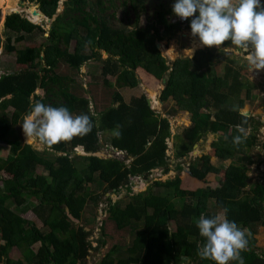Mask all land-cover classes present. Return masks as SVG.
<instances>
[{
  "label": "trees",
  "instance_id": "1",
  "mask_svg": "<svg viewBox=\"0 0 264 264\" xmlns=\"http://www.w3.org/2000/svg\"><path fill=\"white\" fill-rule=\"evenodd\" d=\"M35 1L46 18L56 16L42 44L18 48L17 44L28 42L34 32L43 34V28L20 14L7 16L5 22L3 51L14 54L15 63L25 68L0 77V143L10 147L8 156L0 157V173L9 177L5 181L0 176V264H87L88 252L93 249L88 240L90 230L85 225L89 217L83 219V213L88 214L86 209L91 203L96 218L101 199L121 190L126 191L129 201L123 206L122 200L112 203L106 197V216L99 226L96 244L99 249L108 244L107 234L113 225L134 238L125 250L123 245L112 246L97 264H215L198 255L204 238L196 220L202 213L208 217L219 213L236 222L248 240L247 249L240 253L245 264H264V254L258 252L254 237L257 227H264V174L262 181L249 178L250 168L260 164L251 154L257 139L254 134L246 135L244 143L233 144L239 134L236 126L243 118L239 111L232 110V100L238 97L237 106L242 109L255 96V86L240 73L243 66L230 59L220 75L215 53L219 48L215 47L170 63L157 44L166 38L170 41L172 34L182 30L191 34L192 18L185 24L173 23L178 17L173 8L163 4L158 5L153 16L145 17L141 26L146 0H121L122 6L128 3L134 21L132 25L120 22L113 26L104 4L119 0H65L60 14L56 11L61 0ZM101 50L108 56L99 61V73L91 72L99 74L96 82H91L97 88L101 79L104 92L91 94L74 73H67V68L77 75L80 67ZM137 69L158 81L169 76L160 96V101L168 106V117L148 104L147 94L137 92L125 99L124 89L136 90L139 84ZM209 70L212 75L205 74ZM109 77L115 80L117 90L107 80ZM37 89L42 90V96L35 94ZM101 98L111 100L99 109L95 103ZM36 101L53 107L66 106L73 115H90L92 131L54 145L52 150L45 146L41 152L34 150L23 142L20 126ZM181 113L190 114L192 124L172 137L169 117ZM261 125L260 119L247 117L243 126L257 132ZM117 131L120 135H116ZM105 132L110 133L109 139L101 138ZM210 133L217 138L208 155L196 156L194 161L183 164L193 151L199 150H194L195 145ZM172 138L175 171L181 174L187 168L189 173L182 179L177 175L173 180H154L152 188L165 189L166 195L155 194L151 187L133 194L131 178L149 180L156 169L163 174L172 170V159L167 154L168 140ZM102 143L105 148L130 154L134 159L126 164L117 158L94 156ZM77 147L83 149V154H76ZM210 153L222 162L239 155L237 162L226 166L217 188H203L209 177L222 172L221 166L211 162ZM187 179L195 182L190 190L183 186ZM27 200H31L29 205H25ZM26 207L40 220L42 228L17 212H26ZM65 207L79 224L67 217ZM171 222L176 224L174 229ZM14 248L19 250L21 259L11 258Z\"/></svg>",
  "mask_w": 264,
  "mask_h": 264
},
{
  "label": "rangeland",
  "instance_id": "2",
  "mask_svg": "<svg viewBox=\"0 0 264 264\" xmlns=\"http://www.w3.org/2000/svg\"><path fill=\"white\" fill-rule=\"evenodd\" d=\"M14 1V0H12ZM19 2V0H17ZM25 7L21 10H19V14L22 15L24 18H26L27 20H29L30 22H32L33 24H38L40 26H42L44 33H39V32H34V34L32 35V37H30V39L28 40V42L24 43H19L18 48H23V47H30V46H38L40 44H42L45 41V37L48 34V31L51 29L52 27V22L55 19L56 16H54L52 19H46L41 17V19L39 21H34L30 15L23 10H27L29 8L35 9L36 11H39V5L37 4V2L35 0H21ZM65 0H61L58 3V7H57V14L62 13L64 6H63V2ZM176 2V0H155V1H148L146 0L143 8H144V13L141 15L140 18V24L141 26H144L145 24V17L146 18H150L151 16H153V14H155V12L157 11L158 5L159 4H163L165 7L167 8H173L174 3ZM262 4H264V0H261ZM104 7L106 8V14L108 15V18L110 19L109 24L113 25V26H118L119 23H126L129 22L128 24L132 25L133 21H134V14L133 12L130 10L129 5L127 3L126 6H122V1H114L112 2H105ZM1 14H2V19H1ZM10 14V13H9ZM8 15V14H7ZM5 15L3 14V10L0 7V37H1V42H0V77L3 74H7L10 72H18L20 70H23L25 68V66H21V65H17L15 63V55H9L6 54L4 51L2 52V47L4 45L5 39H6V29L5 27H3L4 24V19ZM169 18V17H168ZM169 20L172 22V18H169ZM182 32L184 34H188L189 32L186 30H182ZM180 33H176V34H172L173 37L170 41H167V38L164 42L160 43L161 44V54L171 63L174 60L180 58V57H192L194 56V52L191 53L190 50H187L190 45V40L187 39L186 37L183 36V34ZM165 37H167L166 35H164ZM73 46L74 44L72 43L69 47V50L72 51L73 50ZM201 48V46L199 47ZM193 49V48H192ZM196 49V48H194ZM224 52V53H223ZM229 53H231V51H228ZM215 53L218 55L219 59L218 60H222L224 63H227L232 57L226 52V51H220L219 49L217 51H215ZM229 55V56H228ZM107 53H105L104 51H98L95 53V55L93 56V60L83 64L80 69L77 72V75L75 74V72L73 71H69V69L67 68V73L68 74H72L76 77V80L81 83L88 91L91 92V94H94L96 92L98 93H102L104 92L103 90V86L101 84V79L100 81L97 82V88H94L92 85L91 81H95V79L97 80V77L99 76V74H93L91 72H95V73H99L100 70V63L99 61L102 59H105L107 57ZM247 63V61L245 59H242V61L238 62V64H243L245 65ZM223 64V63H222ZM94 66H95V71L94 70ZM211 70L214 71V68L211 67ZM144 74V70L142 69H137L136 70V76L139 79V84L135 89H131V90H127L124 89V91L126 92L125 94V99L128 100L130 99L133 95H135L137 92H142L144 94H147L148 96H150L152 98V102H153V106L154 108H159L158 111L160 112L161 115H163L164 117H168V115L166 114V110L168 109V106L165 103H161L160 104V96L161 93L165 87V85L162 83V81H158L155 79H152L150 77H147ZM205 74H209L212 75L213 73L209 70L208 73ZM221 74V73H220ZM223 75V74H222ZM90 76V77H89ZM107 80L112 81V85L114 86V89H116V85H115V80L111 77H109ZM90 84V85H89ZM155 87L154 89H152L151 87ZM110 89H107V91H109ZM148 91V92H147ZM152 91H155L157 93L156 96H153V94H151ZM77 93H79V90L76 91ZM149 93V94H148ZM36 95L41 96L40 94H37L35 92ZM157 99V100H156ZM111 99H106V98H101L100 100L97 101V103H95V105H98L99 109H102L104 106L109 104V101ZM155 100L157 101V103H155ZM238 97H234L232 102L234 104V106L238 105ZM100 102L102 104H100ZM247 104V105H246ZM242 109H245L247 111V113L251 116L256 118L257 115H264V112L259 108H258V104L255 102V97L252 95V98L250 101H247ZM94 106V104H93ZM186 114V113H184ZM183 116V114H181ZM187 116V114H186ZM262 118V117H261ZM171 126H172V137L175 136L176 134H178L184 127H187L190 125L189 119L188 122L185 119L179 118L178 116L176 117H169ZM247 131V130H246ZM20 132H21V136H22V140L25 144L30 145L34 150H37L39 152H41L44 149V146L39 144L38 141L33 140L32 142L28 143L25 140V134L23 132L22 129V124L20 126ZM108 135H110V133H102L100 136L101 138L104 139H109ZM205 140V148L207 149V151L209 152L210 148L212 147V142L211 140H208V137ZM201 142V141H200ZM255 142H257V145L254 149H252L251 154L255 157L257 156V152L255 150H257V148L260 146V140H255ZM170 147L172 146V144H174L173 142V138L171 139V142L169 143ZM101 150L98 152V154H100L101 156H111V158L113 156H116L119 160L126 162V164H130L132 162V160L134 159V156L130 155V154H126V153H122L120 156L115 154V153H110V147H106V145H104L103 143L101 144ZM77 149L76 154L79 152H82V149L80 147L75 148ZM74 149V150H75ZM10 147L6 144H1L0 143V156L2 157H7L9 154ZM201 151H203L202 149H200ZM120 152V151H119ZM58 153V152H57ZM56 153V154H57ZM211 154V162L216 165V166H221V173L219 174V176H211L208 178V182L204 183V187H211V188H217L219 186V182L220 179L222 180V176L224 173V170L226 169V166H229L232 163L237 162L238 160V156L236 155L232 160L226 161V162H222L219 159H217L213 153ZM208 155V153H207ZM171 159L170 160V168L172 169L168 174H163L162 171H160L159 169L154 170L152 172V175L149 176V180L147 181L145 178L141 177V179H139L140 177H133L131 178L132 182H133V194H137V193H143L146 190H148V188H152V183L154 182V180H163L166 181L168 179H175L177 175L181 176V179L185 177V174L187 175V172H183L180 174V172L175 171V164L176 161H174V155L170 154ZM196 156H200V153H198V155H194L193 158H186L185 161H182V163L184 164H188L189 162L195 160ZM258 158V157H256ZM260 162V165L264 163V161H260V159H257ZM181 162V161H180ZM177 165V164H176ZM187 166V165H185ZM255 167V166H253ZM256 169H253L252 167L250 168L249 171V178L251 180H254V182L257 181H262V176L263 173L259 172L257 170V167H255ZM159 172V173H158ZM0 176H2V178H4V180L6 181L8 177V175H6L5 173H0ZM191 178V177H189ZM151 179V180H150ZM151 182V183H150ZM195 183L193 180L191 179H187L183 182V186L186 189H192V184ZM144 185V186H143ZM1 186V185H0ZM152 191L155 194H161V195H166L167 192L165 191V189H161V188H152ZM110 197L111 198V202L115 203L117 201H121L122 200V205L124 206L128 201L129 198L126 197V191L125 190H121L120 193L117 194H110L108 193V195H106L104 198H102L101 200V206L102 208H106L108 205V202L106 200V197ZM31 200H27L25 205ZM176 202H178L179 200H175ZM180 204V203H178ZM90 207L86 209V212H88V216L83 213V219L85 217H89L88 219H86V223L85 225H87L88 229L90 230V236L88 237V240L91 242L92 245V249L93 250H89L88 252V256H87V264L90 262V264H97L101 261V259L105 256V254L108 252V250L110 248H112V246L114 245H123V250H125V248H127L130 244L131 241L134 238V235L130 234L129 232H119L115 229V226L113 225V230L108 231L107 234V240H108V244L104 247V248H98L96 242L100 236L99 233V224L103 221V219L105 218V216L103 215V213L101 215H97L95 218V212H94V208H93V204H89ZM100 206V209H101ZM29 209V207H26ZM17 212L19 214H21V216L23 218H25L26 220L32 222L37 228H42V223L40 222V220L36 217V215L31 211V209L27 210L26 212H23L21 210H17ZM102 212V211H101ZM106 221V220H105ZM110 222V221H108ZM105 223V222H104ZM175 223L171 222L170 223V227H172L173 229L175 228ZM106 229H110L109 225H105ZM257 234H255L258 237L257 246H263L264 245V227L259 226L257 227ZM3 242L0 239V244H2ZM34 248H36V246H34ZM260 248V247H258ZM262 250V249H261ZM11 258L14 260L17 259H21V254L19 252L18 249L14 248L10 254Z\"/></svg>",
  "mask_w": 264,
  "mask_h": 264
},
{
  "label": "clouds",
  "instance_id": "3",
  "mask_svg": "<svg viewBox=\"0 0 264 264\" xmlns=\"http://www.w3.org/2000/svg\"><path fill=\"white\" fill-rule=\"evenodd\" d=\"M173 13L181 20L192 18L191 35L198 37L201 46H215L220 50L234 48L244 55L252 71L264 70V4L261 0H176ZM187 50L195 51L194 48ZM30 108L22 124L27 142L36 140L52 150L54 145L71 142L92 131L93 121L88 114L73 115L66 106L53 107L41 101L31 104ZM232 110L239 111L243 118L236 126L239 134L233 138V144L239 146L246 139L243 125L247 123V111L238 106ZM116 135H120L119 131ZM196 226L204 238L198 251L201 258L215 264L236 261L245 264L240 253L247 249L248 240L236 222L219 213L212 217L202 213Z\"/></svg>",
  "mask_w": 264,
  "mask_h": 264
},
{
  "label": "crops",
  "instance_id": "4",
  "mask_svg": "<svg viewBox=\"0 0 264 264\" xmlns=\"http://www.w3.org/2000/svg\"><path fill=\"white\" fill-rule=\"evenodd\" d=\"M262 3V2H261ZM181 34H183V36L184 37H186L187 39H189L190 40V45L188 46L189 48L188 49H192V48H196L195 49V51H194V56H195V54H196V52L197 51H200V50H204L205 48H206V46H201L200 44H199V40L198 39H195L194 37H192V35L190 34V33H188V34H184L183 32L181 33ZM201 46V48H199ZM213 47H215V46H213ZM215 48H217V47H215ZM3 47H2V51H3ZM218 49V48H217ZM224 50V49H223ZM224 51H226L232 58V60H235V61H237V62H240V61H242V59H244V55L239 51V50H236V49H234V48H232V49H228V50H224ZM228 51H231V53H229ZM228 55V56H229ZM194 56H192V57H194ZM175 61V60H174ZM173 61V62H174ZM172 63V62H171ZM223 63V64H222ZM226 64H228V62L227 63H224L222 60H219L218 61V71H219V73H223V69H224V66L226 65ZM239 66H243L242 67V69L240 70V73H241V75L244 77V78H249V80L251 81V82H253L255 85H257L258 86V88H257V92H258V95H259V98L257 97V100L255 101L257 104H258V108H259V110L261 109L263 112H264V98L262 97V95H261V93L259 92V89L261 88V86L264 84V78H262L261 77V74L264 72V70H254V71H252V69H251V67L248 65V63H246L245 65H243V64H239ZM222 73L220 74V75H222ZM144 75V74H143ZM36 93L37 94H40L41 96L43 95V92H42V90H40V89H37L36 90ZM152 94H155V93H152ZM155 95H157V93L155 94ZM157 100V99H156ZM161 104V103H160ZM247 105V104H246ZM245 105V106H246ZM157 109H159L160 110V107L159 108H157ZM181 114H183V116L181 115ZM181 114H179V115H177L178 116V119L179 118H182V119H184V121H185V119H189V122H190V125L192 124V122H191V118H190V114H188V113H186L187 114V117L185 116L186 114H184V113H181ZM262 117L263 118V121H264V115H257V117ZM189 125V126H190ZM189 126H187V127H189ZM252 134H254L255 135V137L257 136L258 137V134H260L259 132H254L253 130H252V128L250 127L247 131H246V135H249V136H251ZM207 137H208V140H207V142L209 141V140H211V142L213 143L215 140H216V138H217V135H214V134H208L207 135ZM206 137V138H207ZM206 138H204V139H206ZM259 138L261 139L260 141H262V142H264V130H263V134L261 135V136H259ZM204 139H202L201 140V142L198 144V148H199V150H196L197 151V153H200V156H202V155H205V154H207V149L205 148V140ZM25 140H26V137H25ZM173 142H174V139H173ZM28 143H30V142H28ZM262 144H264V143H261L260 144V146L257 148V150H255L256 152H257V154H260L261 156H263L264 155V145L262 146ZM170 145V144H169ZM175 144H172V146L170 147L169 146V151H170V154H173L174 155V153H175ZM197 148V149H198ZM196 148L194 147V150H195ZM200 149H202L203 151H201ZM198 155V154H197ZM0 157H2V156H0ZM4 158H6V157H4ZM188 158V157H187ZM176 165V164H175ZM255 237V239H256V243H257V240H258V237L255 235L254 236ZM257 247H260V250H258V252L260 253V252H263V254H264V245L261 247V246H257ZM262 249V250H261ZM88 264H90V263H88Z\"/></svg>",
  "mask_w": 264,
  "mask_h": 264
},
{
  "label": "water",
  "instance_id": "5",
  "mask_svg": "<svg viewBox=\"0 0 264 264\" xmlns=\"http://www.w3.org/2000/svg\"><path fill=\"white\" fill-rule=\"evenodd\" d=\"M18 6L19 7H21V8H24L25 7V5H24V3L21 1V0H19V2H18ZM15 14V13H19V12H17V11H15V12H11L10 14H8V15H6L5 17H4V19H3V21H4V24H3V27H5V22H6V19H7V16H9V15H11V14ZM37 13H40L41 15H42V17L43 18H46L40 11H34L33 13H32V15H36ZM1 19H2V14H1ZM47 19V18H46ZM0 42H1V37H0ZM157 48L160 50V48H161V44L160 43H158L157 44ZM169 79V76L167 75L166 77H165V79H163L162 80V83L163 84H165L166 82H167V80ZM147 102H148V104L150 105V106H152L153 105V102H152V98L150 97V96H148V99H147ZM160 103H162L163 104V102L162 101H160ZM247 117H250V115L247 113ZM171 142V140L169 139L168 140V143H170ZM195 148L197 149L198 148V145H195ZM109 152L110 153H115L116 155H117V153H118V155L120 156L121 154H122V152H119V151H117L116 149H114V148H111V150H109ZM112 153V154H113ZM81 154H83V153H78V155H81ZM167 154L168 155H170V151L168 150L167 151ZM196 154H198L197 153V151H193L192 152V154L190 155V158H193V156L194 155H196ZM94 156H97V157H99V158H103V159H106V158H111V156H101L100 154H98V153H95V154H93ZM112 158H117L116 156H113ZM118 159V158H117ZM158 170V169H157ZM184 171L185 172H187V173H189V171L187 170V168H184ZM64 212H65V214L67 215V217L73 222V223H75V224H79V220H77V219H75L74 217H72V215L69 213V211H68V208H64ZM87 230V229H86Z\"/></svg>",
  "mask_w": 264,
  "mask_h": 264
},
{
  "label": "bare ground",
  "instance_id": "6",
  "mask_svg": "<svg viewBox=\"0 0 264 264\" xmlns=\"http://www.w3.org/2000/svg\"><path fill=\"white\" fill-rule=\"evenodd\" d=\"M0 7L3 10V14L6 16L7 14L11 13V12H20L19 10L23 9L21 7L18 6V1L17 0H0ZM26 11L30 17L34 20V21H39L42 17V15L40 13H37L36 15H32V13L34 11H36L35 9L29 8L27 10H23ZM148 92V91H147ZM149 94V93H148ZM152 94V93H151ZM153 96H156L155 94H153ZM155 103H157V101L155 100ZM159 173V172H158ZM151 180V179H150ZM148 181V180H147ZM151 183V182H150ZM144 186V185H143Z\"/></svg>",
  "mask_w": 264,
  "mask_h": 264
},
{
  "label": "flooded vegetation",
  "instance_id": "7",
  "mask_svg": "<svg viewBox=\"0 0 264 264\" xmlns=\"http://www.w3.org/2000/svg\"><path fill=\"white\" fill-rule=\"evenodd\" d=\"M14 14V13H13ZM15 14H19V13H15ZM0 23H1V20H0ZM3 52V51H2ZM261 77L262 78H264V72L261 74ZM247 79H249V78H247ZM253 83V82H252ZM253 85L255 86V99L257 100V97L259 98V95H258V92H257V88H258V86L257 85H255L254 83H253ZM259 92L261 93V95H262V97L264 98V84L261 86V88L259 89ZM257 119H260V121H261V123H262V125L258 128V131L257 132H259L260 134H258V137L256 136V139L258 140V139H260L259 138V136H261L262 134H263V130H264V121H263V118H261V117H256ZM256 132V133H257ZM264 145V144H263ZM256 147V146H255ZM264 147V146H263ZM253 156V155H252ZM254 157V156H253ZM256 157H258V158H256ZM254 159H256V162L258 161L257 159H260V161L262 160V161H264V155L263 156H261L260 154H257V156H255L254 157ZM255 167H257V170L259 171V172H261V173H263L264 174V163L263 164H257V163H255V165H254ZM255 167H253L252 166V168L253 169H256Z\"/></svg>",
  "mask_w": 264,
  "mask_h": 264
},
{
  "label": "built area",
  "instance_id": "8",
  "mask_svg": "<svg viewBox=\"0 0 264 264\" xmlns=\"http://www.w3.org/2000/svg\"><path fill=\"white\" fill-rule=\"evenodd\" d=\"M187 21H188V19L187 20H181L180 18H177V19L173 20V23L180 22V24H185V23H187ZM259 140H261V139H259ZM260 143H264V142L260 141ZM262 146H263V144H262ZM139 179H141V177ZM100 206L101 205L99 204L98 214L101 215L103 213V215L106 216V212L103 210L102 206H101V209H100ZM99 225H101V223Z\"/></svg>",
  "mask_w": 264,
  "mask_h": 264
}]
</instances>
